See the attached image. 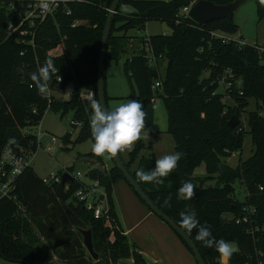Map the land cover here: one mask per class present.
<instances>
[{
    "label": "trees",
    "instance_id": "obj_1",
    "mask_svg": "<svg viewBox=\"0 0 264 264\" xmlns=\"http://www.w3.org/2000/svg\"><path fill=\"white\" fill-rule=\"evenodd\" d=\"M112 1L69 3V15L48 18L40 24L36 49H27L24 55L19 54L24 47L14 36L6 34L10 15L0 9V152L7 145L16 149L28 147L31 141H35V136L24 133L23 129L42 120L47 101L38 93L29 74L37 71L46 59L53 61L57 75L62 79L56 82L53 76L49 85L51 89L56 91L70 83L75 85L69 99L54 97L50 109L60 112L61 116L72 112V120L81 124L78 139L92 138L89 120L91 101L98 100L95 89L97 58L107 8ZM189 1L120 0L117 11L125 4L133 12L129 15L119 11L113 17L103 73L107 60H116L128 44L131 36L126 34L127 31L143 29L149 21L169 25L171 32L168 34L133 37L135 43H132V54L124 64V72L131 89L130 96L142 101L147 114L144 131L152 133L153 100L160 98L167 115L166 132L173 139L174 152L182 153V157L169 184L139 182V185L176 223L181 212L194 211L200 225L210 226L216 240L223 239L242 247L234 252L228 264L255 263L256 250L264 253V63L259 60L257 44L239 45L235 40L223 41L213 35L212 32L236 33L238 28L233 18L199 25L188 16H180L181 7ZM208 1L225 4L231 0ZM254 1L258 20H261L264 7L258 0ZM75 18L83 22L71 27ZM147 42L156 56V65H149L145 52ZM225 72L241 80L239 89L234 87L229 93L233 100L231 105L223 100L224 93L219 89V81ZM156 81L160 84L153 87ZM81 85L93 88V99L78 97ZM250 98L262 105L261 109L247 113L248 133L255 151L247 159H239L236 167H230L220 158L241 150L244 133L240 130L238 116ZM233 114L238 117V123L230 128L227 122ZM143 147L144 143L139 140L134 150L128 152L127 160L123 161L128 169ZM147 148L151 149V145L148 144ZM90 156H94L91 149L87 153V157ZM94 157L103 166V159ZM155 160L151 153L140 158L135 171L129 169L136 181V171L154 169ZM199 166H203L205 178L195 174ZM66 169L69 173L73 171L72 166ZM105 170L106 173L102 174L97 166H93L86 172V177L97 179L105 190L109 205L107 212L118 228L111 186L124 177L114 163ZM213 178L216 179L214 185H204V179ZM186 181L195 185V197L179 200L177 189ZM83 183L73 177L64 183L44 182L31 165L26 167L16 179L10 196L0 197V257L20 264H117L130 257L134 264H151L139 253L138 247L129 242L120 226V229L111 231L105 221L107 212L95 218L93 212L74 197ZM234 184L244 188L243 200L234 197ZM169 197L170 206L164 203ZM242 206L255 209L249 225L252 232H246L247 224H235L233 219H226L223 215H238ZM79 228L91 230L96 260L87 254ZM111 235L113 240L109 239ZM119 237L123 241L120 242ZM190 238L205 264H220L214 247H204L195 240V230Z\"/></svg>",
    "mask_w": 264,
    "mask_h": 264
},
{
    "label": "rangeland",
    "instance_id": "obj_2",
    "mask_svg": "<svg viewBox=\"0 0 264 264\" xmlns=\"http://www.w3.org/2000/svg\"><path fill=\"white\" fill-rule=\"evenodd\" d=\"M168 1V0H164ZM234 23L237 25L236 33H225L221 32L224 36L232 39L244 40L245 43L254 44L256 42L264 45V18L258 20L256 3L254 0H246L233 14ZM153 22V21H150ZM151 29L155 30L157 33H162L165 31L166 34L171 32L169 25L166 22H157L148 24ZM132 31V29H131ZM242 38V39H241ZM126 46L129 50H132V43L135 40H127ZM134 45V44H133ZM125 46V47H126ZM135 47V46H134ZM259 60L264 63V54H259ZM123 64V63H122ZM122 64L120 61L117 62L118 65V79L122 81V87L125 91V95L118 98H109L107 101L108 110H111L122 103H125L128 99H136L142 102L136 96H130V90L128 82L125 79L124 71L122 70ZM161 72L164 73V67L161 68ZM225 72L223 77L228 75ZM207 75V73H205ZM233 86L236 88L240 86V78L234 76ZM92 88L88 85H81L78 90V97L84 99V93L88 89ZM219 89L224 92L222 79L219 81ZM54 95L56 94L55 91ZM223 100L228 104H233V100L230 95H225ZM153 123H152V133L149 131L142 132L141 141L144 143V147L136 154L134 162L140 156L148 157L150 155L149 149L147 148V143L150 142L152 152L155 153L156 159L163 155L171 154L174 152V143L171 135L166 132L167 130V115L160 98H155L153 100ZM262 105L256 103L252 98L248 99V105L240 113L239 119L241 121L240 130L244 133L242 148L240 151H234L228 154V156L221 157V161L226 163L230 167H236L239 164V159L245 160L251 155H253L255 149L251 141V134L248 133L247 127V113L253 109H261ZM263 113V112H261ZM72 112L64 114L62 117L59 113L53 111L52 109L47 110L40 121L39 125L35 128L30 129V131L36 134L42 132L43 135L40 136L41 145L37 149L33 156L32 168L38 176L48 177L51 173H64L67 172L66 166L74 167L72 174L76 171L81 172L83 175L88 171L91 164L84 162V157H87V151L91 149V144L94 142L92 138H84L83 140L78 139L80 133L81 124L76 126H71ZM52 135L56 138V142H51ZM48 145H52L50 150L47 149ZM87 152V153H83ZM121 156L128 157V152L120 153ZM94 157V156H90ZM105 162L103 166L105 169L113 166L110 159L103 157ZM80 160V161H79ZM126 161V160H125ZM133 164V163H132ZM131 164V165H132ZM129 167L132 171V167ZM200 177H204L201 166L197 169ZM197 175V173H195ZM86 181V179L81 178ZM171 179V174L165 178L164 183L169 184ZM216 179H204V185H214ZM234 197L238 200H243L244 188L234 184ZM112 201L113 208L115 210L116 216L119 221V226L123 229L124 234L127 235L129 242L137 246L139 253L144 257V259L149 263L150 261L146 259L150 258L152 263L156 264H196L194 259L190 255V252L174 231L160 218L153 214L149 208L137 197L130 186L121 178V180L115 181L112 186ZM103 208H109L108 199L105 198L103 202ZM107 212V211H106ZM23 212H20L22 214ZM107 218L105 221L109 225V228L116 229L117 226L110 219L109 213H106ZM226 219H231L232 214L226 213ZM118 226L117 229H120ZM110 240H113L111 235ZM119 241H123L119 237ZM127 239L125 240V242ZM236 249H242L239 245L234 242H230ZM87 252V250H86ZM89 255V253L87 252ZM90 256V255H89ZM93 260V259H92ZM123 260L120 261V263ZM219 262L221 258L219 256ZM0 264H20L18 262L9 261L0 257Z\"/></svg>",
    "mask_w": 264,
    "mask_h": 264
},
{
    "label": "built area",
    "instance_id": "obj_3",
    "mask_svg": "<svg viewBox=\"0 0 264 264\" xmlns=\"http://www.w3.org/2000/svg\"><path fill=\"white\" fill-rule=\"evenodd\" d=\"M82 0H43V3L47 4L45 8L43 6L42 0H0V9H5L9 15L10 20L6 26V34L8 36H14L17 43L21 44L24 48L20 50L19 54L24 55L27 49L35 50L37 47L36 35L37 30L42 22L46 19H56L58 15H69L71 10L69 8V3ZM195 0H190L187 4L183 5L179 11V15L187 16L189 9L193 5ZM109 11V8H107ZM120 13L129 14L133 12V9L129 6L122 4L120 6ZM117 11L116 13H118ZM83 21L81 19L75 18L70 23L71 27H76L80 25ZM140 29L139 32L143 31ZM213 35L220 37L223 41L235 40L239 45L246 44L243 40L228 38L221 33L212 32ZM165 34V33H163ZM149 35H145L147 37ZM255 44V43H254ZM145 47L146 56L148 58L149 65H156V56L153 53V50L150 44L147 42ZM259 54H264V46L257 45ZM160 55L158 56V59ZM39 69V66H38ZM56 82H61V76L54 75ZM230 79V81H225ZM222 77L224 94L229 95L232 91L234 76L232 73H229L227 76ZM239 80L241 86V80ZM225 81V82H224ZM236 81V80H235ZM160 82L156 81L153 87L159 86ZM238 85V88L240 87ZM53 89L48 87L47 91L42 95L47 101V107L44 110V114L47 110H50L51 104L54 101ZM239 94L242 92L239 90ZM85 99L94 98V90L90 88L84 93ZM35 109H33L34 111ZM43 114V115H44ZM25 127L23 132L26 134H33L35 136V141H31L28 147H17L16 149L10 145L4 146L0 152V193L1 196H10V192L15 188L16 179L23 173L26 167L31 165L34 154L40 146V136L41 132L36 134L35 132L30 131V129L35 128L39 125ZM80 123L76 120H71V125L76 126ZM56 138L51 137V142H55ZM34 147V148H33ZM47 149H51V146H48ZM69 173V172H67ZM62 173H51L48 177H43L44 182H61ZM74 179L81 180L84 178L87 182L83 183L74 193L79 201L83 202L84 207L93 212L95 218L100 217L102 214H105L108 209L103 208V202L107 197L105 190L100 187L97 179H88L86 175H83L81 172L76 171L74 174L69 173ZM66 187L68 185L66 184ZM262 189V187H259ZM255 214V209L252 206H242L238 215L232 216L235 224H247L248 226L252 224L253 216ZM255 230H258V227L255 226ZM246 232H252V227H247ZM220 264H223L221 261ZM245 264H264V253L261 250H256L255 252V263L247 261Z\"/></svg>",
    "mask_w": 264,
    "mask_h": 264
},
{
    "label": "clouds",
    "instance_id": "obj_4",
    "mask_svg": "<svg viewBox=\"0 0 264 264\" xmlns=\"http://www.w3.org/2000/svg\"><path fill=\"white\" fill-rule=\"evenodd\" d=\"M259 5L264 7V0H258ZM43 3V0H42ZM46 8L47 4L43 3ZM22 71V69L20 70ZM33 85L38 93L43 95L56 75V68L51 59H46L45 63L35 72L29 74ZM142 102L136 99H128L119 106L106 110L101 100L91 101V116L89 126L93 143L91 152L97 157L115 158L122 152H131L135 144L141 140L142 132L145 130L146 112L143 110ZM182 153L173 152L163 155L155 160V167L145 171H136L137 183L162 184L170 174L176 169ZM195 185L190 181L182 182L177 189V199L191 200L195 197ZM170 197L165 200V205H169ZM177 227L188 237L192 236L195 230V240L201 242L204 247L215 248L223 264L228 261L237 251L232 243L223 239L216 240L212 236L210 226L200 225L196 219L195 212H181Z\"/></svg>",
    "mask_w": 264,
    "mask_h": 264
},
{
    "label": "water",
    "instance_id": "obj_5",
    "mask_svg": "<svg viewBox=\"0 0 264 264\" xmlns=\"http://www.w3.org/2000/svg\"><path fill=\"white\" fill-rule=\"evenodd\" d=\"M246 0H231L225 4H216L212 1L208 0H197L193 3L191 8L188 11L187 16L191 18L194 22L199 25H203L212 20H217L221 18H232L235 11L242 5ZM120 0H113L109 11L106 16V20L103 26L101 41L99 46L98 58H97V73H96V94L97 99L101 100L103 107L108 110L107 100L105 97V81H104V59L106 54V45L107 39L111 30V23L114 15L117 12V8L119 6ZM75 89V85L70 83L65 88L64 99L67 100L70 98L72 92ZM238 123V117L233 114L227 122V125L230 128H234ZM115 166L122 173L124 180L126 183L132 188L134 193L142 200L145 205L154 213L157 217H159L163 222H165L182 240L184 245L189 250L190 254L193 256V259L196 264H205L203 257L201 256L197 246L194 244L192 239L186 236L178 227L177 223L166 213H164L161 209H159L148 196V194L141 188L139 183H137L136 179L133 177L132 173L125 166L120 154H118L115 158L111 159ZM95 165L102 172V174L106 173V170L102 167V165L98 164L95 160ZM72 176L64 172L62 174L61 183H64L66 180H71ZM82 236V244L84 248L90 255V258L93 260L97 259V253L93 248V240L92 233L89 228L78 229Z\"/></svg>",
    "mask_w": 264,
    "mask_h": 264
},
{
    "label": "crops",
    "instance_id": "obj_6",
    "mask_svg": "<svg viewBox=\"0 0 264 264\" xmlns=\"http://www.w3.org/2000/svg\"><path fill=\"white\" fill-rule=\"evenodd\" d=\"M155 21H153V22H147L146 24H145V29L143 30V31H141V32H139V30H129V31H127L126 32V34L128 35V36H131L130 38H129V40L131 41L132 39H133V37L135 36H145V35H151V34H156L157 32L155 31V30H153V29H151L150 28V26L148 27V24H150V23H154ZM158 22V21H157ZM162 33H166L165 31H162ZM223 35V34H222ZM237 38H240V37H237ZM236 38V39H237ZM242 39V38H241ZM244 41V40H243ZM255 44H257V45H260V46H264V45H262V44H260V43H258V42H256ZM130 47V46H129ZM129 47L127 48V46L121 51V53H120V55H119V57L116 59V60H113V59H109V60H107V62H106V64H105V69H104V81H105V94H106V100L108 101V99L109 98H118V97H122V96H124L125 95V91H124V89H123V87H122V81L120 82V79H118V65H117V62L118 61H120V63L122 64V70L124 71V64H125V62H126V59L127 58H129L130 56H131V54H132V50L130 51L129 50ZM131 48V47H130ZM162 65L164 64L163 62L161 63ZM124 76H125V72H124ZM125 79H126V76H125ZM126 81H127V79H126ZM128 82V81H127ZM67 86V85H66ZM66 86L64 87V88H61V89H58V90H56L55 92H56V94L54 95V92H53V95H54V97H55V99H64V93H65V88H66ZM128 86H129V90H130V93H131V89H130V85H129V82H128ZM130 95V94H129ZM163 103V102H162ZM164 105V104H163ZM165 108V107H164ZM166 111V110H165ZM57 113H59L60 114V116H61V113L60 112H57ZM44 116V115H43ZM62 117V116H61ZM43 119V118H42ZM71 120H72V117L70 118ZM152 123H153V120H152ZM72 126V125H71ZM151 133V132H150ZM44 133H42L41 132V135H43ZM53 136V135H52ZM55 142H56V140H55ZM52 143H54V142H52ZM148 144H150V142H148L146 145H148ZM40 145H41V139H40ZM151 145V144H150ZM48 146H51V148H52V145H48ZM49 150V149H48ZM152 150V148L151 149H149V152H150V154L152 153L153 155H154V157H155V153L154 152H152L151 151ZM90 151V150H89ZM89 151H87V152H89ZM87 152H83V153H87ZM128 155V154H127ZM120 156H121V154H120ZM149 156V155H148ZM141 157H145V156H140V157H138V159L135 161V162H133V164L131 165V167H132V171H135V169L137 168V165H138V162H139V160H140V158ZM102 159H103V162H105V159L103 158V157H101ZM121 158H122V160L123 161H125V160H127V158L128 157H123V156H121ZM155 159H156V157H155ZM33 160V159H32ZM81 160H83L84 162H86V163H89V164H91V166H89V168H92L93 166H96L95 164L96 163H94L95 162V160L97 161V159L95 158V157H84L83 159H81ZM111 160V159H110ZM80 161V160H79ZM112 161V160H111ZM32 163V162H31ZM97 163H98V161H97ZM99 164V163H98ZM31 166H32V164H31ZM69 167V166H66V165H63V167ZM103 167V166H102ZM88 168V169H89ZM201 168H202V171H203V173H200V174H205V171H204V168H203V166H201ZM73 170H74V167H73ZM73 172V171H72ZM200 172V171H199ZM199 172H197V170H195V173H197V175L199 174ZM84 175H86V173L84 174ZM41 177V176H40ZM44 177V176H43ZM42 177V178H43ZM82 180V179H81ZM118 180H121V178H119V179H117L116 180V182L118 181ZM124 180V179H123ZM83 182H87V180L86 181H84V180H82ZM125 181V180H124ZM126 182V181H125ZM129 186V185H128ZM0 197H1V193H0ZM109 206V205H108ZM106 209H108V208H106ZM125 234H126V232H125ZM191 255V254H190ZM192 256V255H191ZM192 258H193V256H192ZM146 259L147 260H149L150 262L149 263H152V260L150 259V258H147L146 257ZM195 262V261H194ZM117 264H134L133 263V259L130 257V258H126V259H123V261L121 262V263H117Z\"/></svg>",
    "mask_w": 264,
    "mask_h": 264
}]
</instances>
